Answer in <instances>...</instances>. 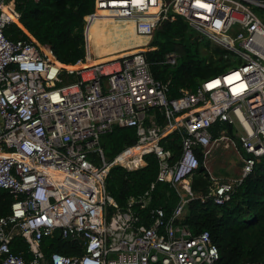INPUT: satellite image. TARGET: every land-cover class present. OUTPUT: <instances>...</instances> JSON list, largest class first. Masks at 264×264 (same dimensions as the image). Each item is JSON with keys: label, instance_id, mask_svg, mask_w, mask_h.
Segmentation results:
<instances>
[{"label": "built area", "instance_id": "1", "mask_svg": "<svg viewBox=\"0 0 264 264\" xmlns=\"http://www.w3.org/2000/svg\"><path fill=\"white\" fill-rule=\"evenodd\" d=\"M14 2L0 0V191L14 198L0 217V264H217L210 232L193 233L184 216L195 197L198 149L211 180L203 199L219 205L264 155V0H95L85 32L101 14L133 19L148 44L179 15L236 55L237 66L179 97L169 96V82L155 78L143 52L75 67L89 51L65 65L49 44L9 39V25L23 28ZM178 58L171 52L166 62L176 65ZM216 124L223 125L218 138ZM115 125L136 128L138 140L109 161L101 139ZM176 132L181 150L174 161L163 141ZM236 140L248 155L239 177L221 181L207 163L215 146L237 148ZM148 154L157 157V181L180 194L170 216L149 207L155 183L124 208L107 189L112 166L139 169ZM55 232L78 239L82 252L47 254L43 241ZM17 238L28 257L12 249Z\"/></svg>", "mask_w": 264, "mask_h": 264}, {"label": "trees", "instance_id": "2", "mask_svg": "<svg viewBox=\"0 0 264 264\" xmlns=\"http://www.w3.org/2000/svg\"><path fill=\"white\" fill-rule=\"evenodd\" d=\"M14 4L21 14L20 21L25 30L15 23L9 25L5 29L9 39L30 40L33 37L40 43L49 44L58 60L65 65L85 60V16L94 12L95 0H15ZM105 15L101 14L99 18ZM107 19V25L111 26L101 32L104 46L98 53L115 49L118 55L114 57H117L142 45L145 39L135 32L133 19ZM97 20L98 17L92 21L88 35L92 36ZM195 30L177 15L174 21H165L156 29L150 41L154 49L144 53L155 78L169 82L170 97H179L183 89L194 91L204 80L224 72L219 63L225 51L219 47L210 48L211 42L199 39ZM88 51L89 55L93 53ZM171 52L179 56L176 65L166 62L167 54ZM221 127L222 124H216L213 128L214 138L219 137ZM230 134L234 136L232 129ZM137 140L136 128L115 125L111 132L102 136L101 143L107 160L112 161L125 148L135 145ZM180 142L177 132L163 141L165 147L172 150L174 161L180 155ZM198 155L200 167L192 179L195 197L187 203L184 222L195 234L210 232L219 249L217 264H264V155L253 171L235 187L231 199L221 205L211 199H203L211 180L200 149ZM144 159L146 165L135 170L121 165L112 166L107 176V189L124 208L132 196L145 193L155 183L149 207H163L170 216L180 201V194L169 183L157 181L159 167L155 154H148ZM13 201L11 194L0 191V217L9 214ZM12 249L28 257V247L21 239L12 242ZM43 249L47 254L75 255L82 252L78 239L63 238L58 232L44 239Z\"/></svg>", "mask_w": 264, "mask_h": 264}, {"label": "rangeland", "instance_id": "3", "mask_svg": "<svg viewBox=\"0 0 264 264\" xmlns=\"http://www.w3.org/2000/svg\"><path fill=\"white\" fill-rule=\"evenodd\" d=\"M107 18L109 17L105 15L102 18L98 17V20L96 21V26H95L96 29L92 33L93 41L91 42V45H89L88 47V50L93 51V53L90 55L89 59L87 60V63H92L105 58H112L118 55L115 49L106 51L102 54L98 53L103 49L104 46L103 39L101 37V32L102 30L106 31V29L107 28L109 29V27L111 26V25H107V23H109V20ZM195 31H196L195 32L196 36L199 37V39L202 38L206 41L211 42L210 48L213 49L217 47L216 43L212 42L207 35L197 30ZM150 49H154V47L152 48L150 46V42L147 44V40L145 39L141 46L134 47L122 53H124V55L132 54L136 52L145 53ZM224 51L225 54H228L230 58H224L219 63V66L220 68H222V71H226L238 65V61L234 58L236 57V55L230 50L225 49ZM236 143H237V148L234 145H232L230 148H225L224 143L221 142L214 147L210 155L207 165L211 169V173L217 178H219L221 181L226 178H233L234 176L240 174L243 166V157L248 155L245 149L243 148L242 144L238 140H236Z\"/></svg>", "mask_w": 264, "mask_h": 264}, {"label": "bare ground", "instance_id": "4", "mask_svg": "<svg viewBox=\"0 0 264 264\" xmlns=\"http://www.w3.org/2000/svg\"><path fill=\"white\" fill-rule=\"evenodd\" d=\"M88 41H89V45H90L91 42L93 41V36H88ZM120 56H123V55H120ZM120 56L113 57V58H110V59H104V60H102V61H95V62H92V63H87V62H85V63H80V64H78V65H75V67H86V66L91 65V64L96 63V62L109 61V60L116 59V58H118V57H120Z\"/></svg>", "mask_w": 264, "mask_h": 264}, {"label": "crops", "instance_id": "5", "mask_svg": "<svg viewBox=\"0 0 264 264\" xmlns=\"http://www.w3.org/2000/svg\"><path fill=\"white\" fill-rule=\"evenodd\" d=\"M24 29V28H23ZM25 30V29H24ZM87 53H88V48H87ZM87 55V54H86ZM209 167V166H208ZM210 169V168H209ZM242 170V169H241ZM210 171H211V169H210ZM241 173V172H240ZM240 176V174H238V175H236V176H234L233 178H226V179H223L222 181H229V180H233V179H235V178H237V177H239Z\"/></svg>", "mask_w": 264, "mask_h": 264}, {"label": "water", "instance_id": "6", "mask_svg": "<svg viewBox=\"0 0 264 264\" xmlns=\"http://www.w3.org/2000/svg\"><path fill=\"white\" fill-rule=\"evenodd\" d=\"M86 35V43H87V48L89 47V41H88V30L85 32Z\"/></svg>", "mask_w": 264, "mask_h": 264}]
</instances>
